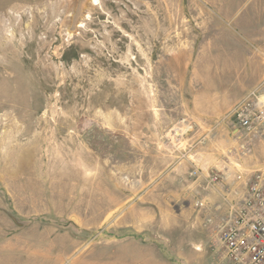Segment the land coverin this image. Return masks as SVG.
<instances>
[{"label": "rangeland", "instance_id": "374dc122", "mask_svg": "<svg viewBox=\"0 0 264 264\" xmlns=\"http://www.w3.org/2000/svg\"><path fill=\"white\" fill-rule=\"evenodd\" d=\"M254 89L264 0H0V264H230Z\"/></svg>", "mask_w": 264, "mask_h": 264}, {"label": "built area", "instance_id": "2783aa9c", "mask_svg": "<svg viewBox=\"0 0 264 264\" xmlns=\"http://www.w3.org/2000/svg\"><path fill=\"white\" fill-rule=\"evenodd\" d=\"M259 89L235 107L238 134L255 135L264 131V98ZM216 173L208 176V185L221 180ZM245 188L236 197L225 196L226 214L219 226L218 241L230 264H264V171L251 176L239 174Z\"/></svg>", "mask_w": 264, "mask_h": 264}, {"label": "bare ground", "instance_id": "6f19581e", "mask_svg": "<svg viewBox=\"0 0 264 264\" xmlns=\"http://www.w3.org/2000/svg\"><path fill=\"white\" fill-rule=\"evenodd\" d=\"M262 99H263V97H262Z\"/></svg>", "mask_w": 264, "mask_h": 264}]
</instances>
